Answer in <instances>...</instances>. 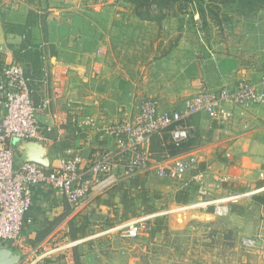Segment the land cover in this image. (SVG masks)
Wrapping results in <instances>:
<instances>
[{
  "label": "rangeland",
  "instance_id": "1",
  "mask_svg": "<svg viewBox=\"0 0 264 264\" xmlns=\"http://www.w3.org/2000/svg\"><path fill=\"white\" fill-rule=\"evenodd\" d=\"M27 2L0 0V29L5 31L4 24L9 22L5 19L7 10L25 3L23 9L37 13L33 29L41 50L89 51L87 57L93 63L89 89L115 100L117 106L123 107V114L137 113L143 102L154 96L171 97L168 92L184 104L188 98L184 90L190 85L184 70L197 79V66L208 55L237 58L246 66L264 71L262 5L250 9L237 2L216 5L214 0H204L206 24L202 22L198 0L163 3L162 9L153 4V16L167 14L160 22L147 20L145 6L126 0ZM197 15L202 26L198 25ZM20 63L31 79L38 76L29 62L28 66ZM153 141L154 138L150 151L154 155ZM162 142L163 151L167 149L171 159L189 152L186 146L182 150L173 148L169 137ZM141 175L149 183L164 182V198L156 202V213L125 219L119 196L109 193L112 186L98 195L113 198L111 205L99 204L96 196L78 214L68 205L65 215L43 224L34 222L23 234L32 250L19 264H30L46 254L45 260L64 264H264V204L255 199L264 198V190L258 191L248 182L237 190L212 196V203H205L198 197H204L206 192L196 191L198 184L189 182L187 176L162 179L155 170ZM258 176L262 178L261 173ZM130 179L118 183L128 185ZM185 184L193 187L191 200L179 204L176 194ZM230 196H239L226 203L239 202L244 208L242 215L230 210L227 215L217 213L218 201ZM177 207L183 208L179 220L174 213ZM75 214L88 218L87 236L69 224ZM148 216L151 217L139 222L136 237L122 235L128 223ZM159 217L164 218L161 231L154 224Z\"/></svg>",
  "mask_w": 264,
  "mask_h": 264
},
{
  "label": "built area",
  "instance_id": "2",
  "mask_svg": "<svg viewBox=\"0 0 264 264\" xmlns=\"http://www.w3.org/2000/svg\"><path fill=\"white\" fill-rule=\"evenodd\" d=\"M196 19L202 26L198 15ZM45 76H48L47 71ZM0 102L3 106L0 118V242H10L22 251L24 257L32 250L23 232L33 224L30 212L35 186H50L66 199L74 213L84 211L91 200L121 179L150 170H155L162 179H181L189 175L198 184L199 192L205 193L206 185L198 171L196 154L159 161L150 151L151 140L168 134L170 143L181 148L184 142L194 137V131L188 124L194 115L204 113L213 120L226 121L236 106L264 103V74L258 82L239 80L234 88L203 87L197 94L189 96L180 109L160 110L156 100L149 98L135 115H126L110 123H100L91 114L76 116L75 122L79 126L97 131L101 140H113L114 148L93 158L71 152L51 158L48 167L33 161L17 165L15 161L16 139L45 144L49 141L47 134L52 130L41 123L31 78L24 66L16 61L3 65L1 69ZM50 104V99H47L43 107ZM238 197L220 199L217 213L227 215L230 203L226 202ZM149 217L128 223L122 235L136 237L140 231L139 222ZM46 255L30 264H64L60 260H45Z\"/></svg>",
  "mask_w": 264,
  "mask_h": 264
},
{
  "label": "crops",
  "instance_id": "3",
  "mask_svg": "<svg viewBox=\"0 0 264 264\" xmlns=\"http://www.w3.org/2000/svg\"><path fill=\"white\" fill-rule=\"evenodd\" d=\"M23 6L25 3H22V7L13 6L7 10L6 21L25 23L28 11L23 9ZM36 32L34 28V43L37 42ZM23 40L24 36L6 34L2 28L0 29L3 65L14 61L12 49L19 47ZM43 52L42 74L31 79V83L34 89V102L39 108V119L44 126L52 128L47 134L49 141L43 144L49 150L50 158L71 152H79L85 158H93L103 150L113 149V140L99 139L97 131L79 126L75 118L82 114H91L100 123H110L136 113L123 114V107L117 106L115 100L89 89L91 84L89 70L93 66L87 57L89 51L43 50ZM197 67V79H192L194 76L184 70L187 73L185 80L190 84L184 90L188 97L197 94L203 87L234 88L242 79L258 82L264 74V71L254 66H246L237 58L224 55L212 57L208 55ZM46 71L48 76H45ZM166 94L171 97L153 98L160 110H175L183 106L172 92ZM47 99H50L51 104L44 108ZM2 114L3 106L0 102V118ZM188 124L194 131V137L188 142V153L198 156V171L201 172L206 185L204 197L200 195L198 199L212 203L210 201L213 200L212 196L237 190L239 185L249 182V186H256L257 189L258 182H264V103L236 106L232 109V116L226 121L213 120L206 114L199 113L191 117ZM163 140L154 138L152 144L154 157L159 161H170L173 158L171 159L167 149L163 151ZM14 146L16 148V145ZM165 157V160H161ZM15 161L16 164L19 163L17 157ZM260 173L262 178L258 176ZM186 178L197 186L189 175ZM185 186L187 187V184ZM257 190H264V186ZM196 191H199V188ZM68 205L70 204L66 199L56 194L50 186H35L30 212L33 223L43 224L47 220L65 215Z\"/></svg>",
  "mask_w": 264,
  "mask_h": 264
},
{
  "label": "trees",
  "instance_id": "4",
  "mask_svg": "<svg viewBox=\"0 0 264 264\" xmlns=\"http://www.w3.org/2000/svg\"><path fill=\"white\" fill-rule=\"evenodd\" d=\"M132 4L143 5L145 6V10L147 12L146 19L149 21H162L167 14H163L162 12L160 14H157L155 16L152 15V5L155 4L156 7H161L163 3H170L171 4H181V3H187L192 2L191 0H163L160 4V0H126ZM152 1V2H151ZM162 1V0H161ZM200 3V13L202 15V22L207 24V18H206V10L203 5L204 0H198ZM216 5L218 4H227L231 2H237L241 4L242 6H246L250 9H253L255 6L262 5L264 6V0H214ZM28 4L31 5V0H28ZM212 15L214 14V10H211ZM151 14V15H150ZM37 16V13L30 9L27 14V19L25 23H15V22H6L5 25V33H14L18 34L20 36H24V40L22 44L17 47L13 48V55H14V61L20 63L24 62L28 66L29 64L35 69V71L38 73V75L42 74V59L44 56L43 50H41L38 43L32 42V29L37 25L38 19H35ZM217 16V15H216ZM213 18V17H212ZM3 59L4 55L0 53V73L1 69L3 67ZM23 60V61H22ZM22 64V63H20ZM23 65V64H22ZM24 66V65H23ZM25 68V66H24ZM26 74L27 70L25 68ZM29 76V75H28ZM169 137L168 134H165L164 136H155L154 138H160L164 139V137ZM193 138V137H192ZM190 138V139H192ZM187 140L184 142L183 146L181 148H176L174 145L171 144L173 148L176 150H182L184 146L188 148V142ZM189 149V148H188ZM163 181H159L156 183H149L141 174H137L128 182V185H124L122 183L116 184V186H113L111 191L109 192L113 196H119L120 199V206L122 210V216L127 219L129 217H139L142 213L143 214H152L156 213L158 211V208L156 206V202L159 200H162L164 198V190H163ZM258 188H261L264 186V182H258L257 184ZM193 187L187 186L186 188L181 189L176 194V202L179 204H186L191 200V193H192ZM197 190V188H195ZM106 198L104 199L101 196L97 197V201L99 204H106L111 205L113 202V198ZM259 202L264 204V198L261 196H258L255 198ZM230 211L239 215H242L244 213V208L239 202H233L229 205ZM78 214V213H77ZM77 214L73 215L70 220L69 224L72 227H78V231L81 232L82 236H87L88 234V225L89 220L86 216L79 217ZM158 226L157 230L161 231V228L164 223V218H156L154 224Z\"/></svg>",
  "mask_w": 264,
  "mask_h": 264
},
{
  "label": "water",
  "instance_id": "5",
  "mask_svg": "<svg viewBox=\"0 0 264 264\" xmlns=\"http://www.w3.org/2000/svg\"><path fill=\"white\" fill-rule=\"evenodd\" d=\"M14 145H16L15 157L19 160L17 165L28 161L37 162L46 167L50 165L49 150L42 143L16 139ZM176 217L179 220V215ZM22 258L23 253L18 247L11 246L8 241L0 242V264H19Z\"/></svg>",
  "mask_w": 264,
  "mask_h": 264
},
{
  "label": "bare ground",
  "instance_id": "6",
  "mask_svg": "<svg viewBox=\"0 0 264 264\" xmlns=\"http://www.w3.org/2000/svg\"><path fill=\"white\" fill-rule=\"evenodd\" d=\"M176 211L174 212V213H176L177 215H179V214H181L180 212L183 210V208H179V207H177L176 209H175Z\"/></svg>",
  "mask_w": 264,
  "mask_h": 264
}]
</instances>
